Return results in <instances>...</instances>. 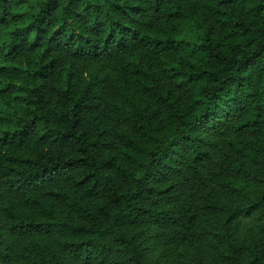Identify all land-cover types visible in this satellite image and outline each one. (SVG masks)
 Listing matches in <instances>:
<instances>
[{
  "label": "trees",
  "instance_id": "trees-1",
  "mask_svg": "<svg viewBox=\"0 0 264 264\" xmlns=\"http://www.w3.org/2000/svg\"><path fill=\"white\" fill-rule=\"evenodd\" d=\"M264 0H0V264H264Z\"/></svg>",
  "mask_w": 264,
  "mask_h": 264
},
{
  "label": "rangeland",
  "instance_id": "rangeland-1",
  "mask_svg": "<svg viewBox=\"0 0 264 264\" xmlns=\"http://www.w3.org/2000/svg\"><path fill=\"white\" fill-rule=\"evenodd\" d=\"M264 222V211L260 208L248 216L220 215L216 220L218 228L227 236L245 239L255 233ZM140 242L144 247V261L147 264H171L168 254L167 233L154 227H141ZM197 264H211L214 249L206 240L198 241L185 248Z\"/></svg>",
  "mask_w": 264,
  "mask_h": 264
}]
</instances>
